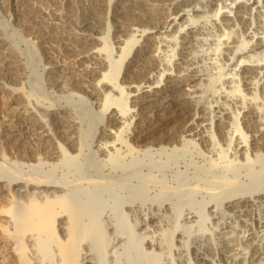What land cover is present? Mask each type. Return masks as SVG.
<instances>
[{"label":"bare ground","instance_id":"6f19581e","mask_svg":"<svg viewBox=\"0 0 264 264\" xmlns=\"http://www.w3.org/2000/svg\"><path fill=\"white\" fill-rule=\"evenodd\" d=\"M135 1L88 0L101 31L76 34L81 51L75 59L83 65L71 75L85 88L79 97L96 123L79 131L77 118L66 114L68 106L43 107L75 134L67 139L69 151L55 143L52 157L66 167H88L90 155L83 164L78 158L94 139L98 160L114 173L121 171L124 182L134 174L138 155L192 144L201 146L211 166L223 163V173L232 178L215 182L206 211L205 206L183 212L159 205L145 212L126 205L112 215L102 213L108 203L99 196L77 198L65 177L12 179L7 193L28 199L21 206L9 203L5 219L11 231L0 224L6 264H157L164 249L178 264H264V178L250 171L264 160V0H158L160 9L156 0L143 9ZM0 53L6 55V74L14 78L20 69L17 54L2 38ZM3 91L7 87L0 80ZM8 91L17 95V89ZM18 98L37 134L50 138L40 105ZM169 114L184 116L180 130L151 147L141 145L146 125ZM239 166L249 170L246 190L235 186ZM3 190L0 185V194ZM129 214L133 223L119 226ZM206 220L216 226V240L202 230ZM122 248L131 251L124 262Z\"/></svg>","mask_w":264,"mask_h":264},{"label":"rangeland","instance_id":"374dc122","mask_svg":"<svg viewBox=\"0 0 264 264\" xmlns=\"http://www.w3.org/2000/svg\"><path fill=\"white\" fill-rule=\"evenodd\" d=\"M88 3V0H17L16 2L0 0V38L5 40L17 54L20 66L18 75L14 78L8 75V72L6 74L4 70L6 55L0 53V80L7 87V91L0 92V180L3 181L0 185L4 187L3 193L0 194V224L4 229L6 227V231L7 229L11 231L7 228V219H5L7 216L10 217V210L7 213L9 203L14 201L12 204L21 206L25 203L23 201L28 199L23 195L21 197L17 192L7 193V183L12 179L24 183L43 175L65 177L70 181L69 189L73 190L77 198L84 200L99 196L98 201L108 203L102 213L112 215L126 205L138 206L140 209H145V212L155 211L159 205L171 206L174 211L183 212L189 208L195 211L201 210L205 206L204 211H206L215 182L222 184L223 181L232 178L231 172L223 173V163L211 166L201 146L192 144L187 145L184 150L170 152L171 147L167 146V153L160 154L152 150L148 155H138L134 174L124 182L121 179V171L114 173L107 163L98 160L95 153L97 141L94 142V139L93 142L91 138L87 140L90 146L85 147L78 158L83 164L85 157L90 155L93 163L88 167L76 168L74 165L66 167L52 157L51 151L55 143L69 151L67 139L74 137L75 134L46 115L44 108L68 106L65 109L66 114L77 118L81 124L79 131L96 123V116L88 113L86 108L89 107L79 97L87 93L85 88L71 75L83 65L82 60L75 59V54L81 51V48L75 44L76 34L101 31L98 29L97 21L88 12ZM134 3L136 7L143 9L149 7L153 1L136 0ZM161 4L158 0L154 1L155 8L160 9ZM111 36L112 32L109 37ZM68 47H72L73 52H70ZM56 85L58 86L55 87ZM11 88L17 89V95L9 93L8 89ZM18 96H25L34 106H37L35 102L40 105L37 106V111L43 113V121L50 138L40 137L37 128L30 125L28 117L22 113L25 110L24 103ZM183 118L184 116L179 117L174 114L153 118L155 120L152 119L151 123L146 125L147 135L141 145L151 147L164 137L178 132L183 124ZM237 170L236 188L239 190L250 188L249 170L245 166H239ZM250 171L259 178H264V160L254 163ZM104 178L111 179L112 184L105 187L99 184ZM118 180L119 182L114 186L113 184ZM12 188L16 191L18 187L15 185ZM226 194L223 193L213 200H220ZM9 195L13 197L10 198ZM114 200L118 203L111 209L109 206ZM131 217L129 214V220L122 218L118 225L122 226L127 221L133 223ZM201 228L205 234L214 233L212 239H217L216 226L211 225L209 220L204 221ZM136 229L129 231L126 237L132 236ZM139 240L136 242L138 243ZM145 243L144 240L143 244ZM120 251L124 262L125 255L131 251L123 248ZM6 261L4 257H0V264H6ZM157 264L178 263L175 257H172V253L170 255L164 249Z\"/></svg>","mask_w":264,"mask_h":264}]
</instances>
